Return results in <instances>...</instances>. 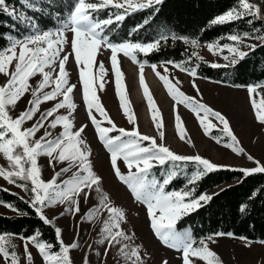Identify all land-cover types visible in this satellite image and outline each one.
Wrapping results in <instances>:
<instances>
[{"label": "snow or ice", "instance_id": "obj_1", "mask_svg": "<svg viewBox=\"0 0 264 264\" xmlns=\"http://www.w3.org/2000/svg\"><path fill=\"white\" fill-rule=\"evenodd\" d=\"M162 0H146V3H139L138 0H68L65 3V13L59 12L52 14L55 21L53 28L44 30L32 18L21 14L17 17L15 9L9 10L6 0H0V11L6 13L13 19H18L24 24L28 32L21 38L8 36V46L0 49V74L6 77V81L0 84V156L7 161V167L0 166V177L9 184L30 193V198L25 201L43 224L52 226V220L45 215V209L57 205H67L66 211L79 213L80 200L83 195L87 199L90 190L95 186V191H101L99 185L101 178L97 176L92 168L89 159L91 153L88 150L87 142L82 138L87 125L75 128L74 121L70 119L76 109L72 94L80 91L76 84L70 82L71 72L68 68L70 56H74V66L78 72V78L82 84V95L86 106L88 117L94 126L100 142L109 154L110 164L118 181L126 186L135 202L145 206L149 226L155 237L167 248L174 249L182 253V264H196L197 261L203 264H222L217 253L209 248L208 241L215 242L213 236L224 235L215 233L201 239L198 242L193 238L190 231H179L178 222L185 215H190L193 211L202 207L201 202H208L212 199L207 194L194 196L195 188L188 187L187 191H167V186L173 180L179 178L180 172L177 171V162L194 161L202 166L191 177L187 179V185H195L208 173L216 171L219 167L209 160L196 156H182L174 153L169 147L165 146L163 140L165 134L163 129V118L150 95L143 75L144 64L137 61L134 53L139 52L149 54L159 50L161 43L167 41L169 36L165 33L150 43L121 42L115 43L109 39L108 33L113 29L112 25H119L123 22L130 12L151 7L153 3L160 4ZM239 8H234L228 12L214 18L213 24L232 23L242 20L246 16L261 18V8L254 5L250 0H238ZM23 6L33 11L46 13V9L39 7V0H22ZM108 9L109 14L101 17L100 12ZM115 9V11H111ZM148 21L145 20V23ZM251 24L252 20H248ZM139 27H143L140 25ZM258 31L256 29L253 30ZM71 33V39L68 37ZM172 40H183L191 43L195 48L198 47L196 39L178 37L171 35ZM223 39V38H220ZM232 44H220L219 40L207 44V49L213 54L227 51L232 57L231 65H235L239 60L244 59L248 53L240 50V45L245 39H258L264 41V35L252 36L249 33L229 34L227 36ZM69 46L70 51H66ZM258 45L249 44L250 50H255ZM103 50H110L111 71L115 75L116 94L120 101V107L128 122L134 125L131 131L118 128L113 122L104 106L100 103L96 88H104L103 77L107 75L102 60L97 57ZM129 57L133 63L139 64L140 85L144 96L148 101L149 111L152 114L153 123L159 133L157 138L142 135L136 125V115L130 109V101L126 98V86L123 84V72L119 66L117 54ZM195 55V53H193ZM223 59L229 60V56ZM165 64H172L175 68L193 78L197 73L195 69H187L182 64L174 61H166ZM213 68L228 67L229 65L210 64ZM153 72L163 83L168 95L177 103L183 104L192 111L202 128L205 135L209 134V129L215 127L210 122L205 126L208 117H214L223 127L221 131L229 137L231 143L223 146L231 148L235 153L243 154L244 150L238 147V140L230 128L229 121L217 111L199 103L194 97L186 96L180 91L178 80L173 83L166 75L157 71V65H151ZM98 70V76L96 74ZM167 72L168 68L164 67ZM39 76L41 79L35 85L30 81ZM99 84L97 85V80ZM193 87L196 85L193 80ZM249 102L253 109L256 120L264 125V83L248 85ZM45 89H51L45 91ZM199 94V89L196 88ZM31 99L26 102L22 111L15 117L10 113L16 108L19 101L26 95ZM49 101H57L52 108L40 112V106ZM61 109H67V115H56ZM201 112L204 114L201 116ZM98 113L101 119L97 118ZM49 118H52L49 120ZM28 121H33L30 127L24 125ZM106 122L110 127H103ZM62 127V132L52 136L49 129ZM41 129H45L43 134L36 137ZM176 129L179 139L186 140V129L179 114L176 115ZM112 132L118 133L110 136ZM51 137V138H50ZM147 142V143H145ZM191 144L190 140H186ZM216 142L221 143L220 138ZM46 156L49 158V167L55 169V164H66L59 171L54 170L50 181L42 179V167L39 165L38 158ZM248 160L254 161L252 156ZM123 162L126 173H122L118 166V161ZM171 162V170L165 169L161 172L163 179L158 178L153 172V168H165ZM257 167L253 169H241L245 176L253 173H264V166L259 161H254ZM71 173L67 180H60L63 174ZM21 181L22 183H18ZM58 181H60L58 183ZM30 184V187H29ZM186 185V186H187ZM88 189L89 192H86ZM8 191V189H0ZM13 195H15L13 193ZM20 199L23 200V197ZM106 194L102 195L100 204L107 210L109 219L103 224L101 231L105 237L101 243L107 241L104 255H107L108 248L114 245H122L119 251L131 264H140L142 257L138 248H130L123 241L130 240L132 237L127 235L121 228V222L126 219L125 212L117 207L110 206ZM0 205L9 208L11 211L19 212L14 205L0 201ZM243 210V209H242ZM99 209H97V212ZM26 215V213H24ZM63 215V213H61ZM93 214L89 212L86 219ZM115 229V231H114ZM57 242L60 245L59 253L51 251L53 245L39 241L42 235L36 231L30 237L21 236L23 243V254L26 264H34V258L29 251V245L37 249L42 258L43 264H73L69 255L70 250L76 249L78 244L73 242L66 245L61 239V229L55 228ZM13 234H0V258L5 264H21L20 256L11 244ZM231 235V234H227ZM7 237V238H6ZM12 249V250H10ZM129 249V251H125ZM84 264H90L85 257ZM162 264H168L165 260Z\"/></svg>", "mask_w": 264, "mask_h": 264}, {"label": "rangeland", "instance_id": "obj_2", "mask_svg": "<svg viewBox=\"0 0 264 264\" xmlns=\"http://www.w3.org/2000/svg\"><path fill=\"white\" fill-rule=\"evenodd\" d=\"M22 2V0H20ZM50 0H39V7L44 2ZM36 2V0H33ZM139 3H146V0H138ZM254 5H258L261 8V20L264 23V0H250ZM23 4V3H22ZM115 11V9H113ZM30 17L23 9H19V16ZM54 27V26H53ZM52 27V28H53ZM25 31L22 32L23 37L28 29L24 25ZM71 33H68L69 39H71ZM262 41L258 39H245L241 44V51H248L247 45H258ZM233 42L231 41L230 44ZM8 46V44H7ZM6 46V47H7ZM5 47V48H6ZM66 51H70L69 46H66ZM199 57L207 62L209 65L212 63L220 65H230L231 56L227 51L217 52L213 54L207 49V44H201L198 47ZM224 56H229V60L223 59ZM110 50H103L98 55L97 60H102L105 68L108 70L107 75L103 77L104 88L100 90L96 88L97 96L100 103L104 106L107 113L116 124L118 128H124L127 131H131L134 125L130 124L123 114L120 107V101L116 94L115 75L111 71L110 62ZM119 66L123 72V84L126 86V98L130 101V109L136 115V127L142 135H148L157 138V143H161L159 140V133L153 123L152 114L150 121L143 120L141 115L142 101H134L132 96L131 85L127 82L126 71L124 68L125 62L132 63L139 70V64L133 63L129 57L123 56L122 53L117 54ZM72 65L68 64V68L71 72L70 82L77 85L80 89V94L74 91L72 94L73 102L76 104V109L73 112L70 119L74 121L75 130L81 125H87L82 134V138L87 142L88 150L91 155L89 157L94 173L101 178L99 185L101 191L98 193L95 191V186L90 190V194L87 199H84L83 195L79 197L80 211L79 213H72L66 211L67 205H57L55 207L46 208L45 215L52 220L54 228L59 227L61 229V239L66 245H70L73 242L78 244L76 249L70 250L69 255L73 260V264H84L85 257H87L90 264H131L130 260H126L123 254L119 251L122 245H114L108 248L107 255H104L107 245L101 243L104 239L105 233L101 231L103 224L109 219L107 210L100 204L102 195L108 196L107 203L110 206H114L122 209L125 212L126 219L121 222V228L123 231L132 238L127 241H123L122 244H127L130 248H138L142 260L140 264H162L163 261H167L168 264H182V253L177 252L174 249L165 247L153 234L147 217L145 206L137 203L132 198L130 192L126 186L121 184L116 178L114 171L110 164L109 154L100 142L94 126L91 124V120L88 117L86 106L82 95V84L78 78L77 69L74 66V56H70ZM69 60V61H70ZM123 62V63H122ZM157 71L162 75H166L173 83L179 81L178 87L188 97H194L199 103L210 107L214 111L220 112L228 121L233 134L238 140V147L243 148V154H237L231 150V148L224 147L225 143H231L229 137H227L222 131V125L214 118L209 116L205 121V126L210 122L215 127L209 129L211 131H217L220 137H226L227 141L217 143L216 139L212 138L209 134L205 135L204 128L201 127L196 115L185 107L183 104H177L170 96V105H164L156 97L155 93L150 91V95L153 98L155 105L158 107L159 112L163 118V131L165 139L163 143L169 147L174 153L182 156H196L209 160L214 165L221 166L219 168H237V169H253L257 167L254 161H259L260 165L264 166V125L257 122L253 113V109L249 102V93L247 87H232L226 84H221L211 80H206L200 77H191L187 72H182L175 68L172 64L158 63ZM151 65H144L143 71ZM164 67L168 68V71H164ZM98 76V70H96ZM126 77V78H125ZM6 77L0 74V84L6 81ZM41 78L39 76L34 77L30 83L35 85ZM193 80L196 88L199 89V94L196 88L193 87ZM99 79L97 80V85ZM130 86V87H129ZM51 89H45L50 91ZM259 91H264L260 89ZM78 95V96H77ZM80 97L81 100H78ZM31 99V96L26 94L18 103L16 108L11 111L13 117L17 116L26 105V102ZM57 101H49L43 103L40 106V112L37 113V117L41 112L46 111L53 107ZM83 106L85 114L81 111L80 107ZM67 109H61L56 115H67ZM99 117L98 113H94ZM179 114L180 119L183 121V127L186 129V140H190L191 144L186 140L179 139L176 129V115ZM204 114L201 112V116ZM52 118H49L51 120ZM33 121H28L24 127H30ZM103 127H110L106 122L102 124ZM45 129H41L36 134L39 138L43 134ZM52 132V136L55 137L62 132V127L58 126L56 129H49ZM118 133L112 132L109 135L115 136ZM51 138V137H50ZM147 143V142H145ZM252 156L254 161L248 160V156ZM39 165L42 167V179L44 181H50L53 177L54 170L59 171L60 168L65 167L66 164H55V169L49 167V158L46 156H40L38 158ZM0 166L7 167V161L0 156ZM118 166L122 173H126L122 160L118 161ZM71 176V173L63 174L60 180H67ZM60 181H58L59 183ZM0 188L8 189L9 192L18 194L23 197L24 200H28V196L24 190L9 184L6 180L0 177ZM89 192L88 189H85ZM216 190H211L205 194L209 195ZM202 204L204 202H201ZM97 209L99 211L97 212ZM91 212L93 215L89 218H85L86 215ZM63 213V215H61ZM0 214L11 216L15 212L9 208L0 205ZM115 231V229H114ZM7 238V237H6ZM215 242L208 241L209 248L218 254L222 264H264V241L247 242L243 239H237L229 235L213 236ZM11 244L14 245V250L20 256L21 264H26L23 254V243L19 236H11ZM12 250V249H10ZM29 251L34 258V264H43L42 258L37 252L35 247L29 245ZM60 249L53 253H59ZM129 251V249H125ZM0 264H5L4 260L0 258ZM196 264H203V262L197 261Z\"/></svg>", "mask_w": 264, "mask_h": 264}, {"label": "trees", "instance_id": "obj_3", "mask_svg": "<svg viewBox=\"0 0 264 264\" xmlns=\"http://www.w3.org/2000/svg\"><path fill=\"white\" fill-rule=\"evenodd\" d=\"M67 2L68 0L44 2L40 8L46 9L47 12L43 14L24 7L20 0H6V5L9 10L15 9L17 17L19 9H23L41 29L47 30L55 26L52 14L59 12L63 15ZM234 8H239L238 0H162L160 4L153 3L151 7L130 12L119 25L111 26L113 30L108 36L115 43L146 44L157 39L163 32L169 39L161 43L159 50L147 55L134 53L137 61L144 65L174 61L187 69H195L196 77L232 87L264 83V41L259 43L254 51H246L248 55L234 66L230 64L228 67L213 68L199 57L198 47L201 44L217 40L220 44H230L231 41L227 39L229 34L264 35V23L260 18L246 16L242 20L223 25L211 23L214 18ZM108 14V9L100 12L102 18ZM250 19L251 24L248 23ZM145 20L148 22L145 23ZM140 25L143 27H139ZM254 29L258 31L254 32ZM24 31V24L0 11V49H4L9 43L8 36L18 38ZM172 34L196 39L198 47L194 48L191 43L180 39L172 40ZM209 135L214 139L220 138L222 142L227 141V138L220 137L217 131H211ZM171 168L170 162L164 169L155 167L152 172L163 179L161 172ZM201 168L202 166L194 161L177 162L176 170L180 172V176L167 186V191H187L188 187H194L193 195L197 197L216 190L210 194V201L204 202L202 207L190 215L182 217L177 229L190 231L197 242L215 233L231 234L230 236L247 242L264 241V173L245 176L241 169L218 168L195 185H187V179ZM25 193L30 196L29 192ZM20 198L18 194L0 190V201L14 205L20 210L11 216L0 214V234L30 237L39 231L42 234L38 238L39 241L53 245L51 251H58L60 245L54 225L43 224L34 210L25 203L26 200Z\"/></svg>", "mask_w": 264, "mask_h": 264}, {"label": "bare ground", "instance_id": "obj_4", "mask_svg": "<svg viewBox=\"0 0 264 264\" xmlns=\"http://www.w3.org/2000/svg\"><path fill=\"white\" fill-rule=\"evenodd\" d=\"M124 62H125V66L123 69H125L126 71L125 72L126 73L125 75L127 77L126 80L131 85L130 90H132V96L135 102L142 101L141 115L143 120L148 122L151 119V112L149 111L148 101L146 100L143 89L140 85V79H139L140 72L135 66H132V63L130 65L129 62L127 61ZM69 63L70 65H72V60H70ZM143 75H144L145 83L149 88V90L155 93V95H157L156 97L161 101L162 104L170 105L171 104L170 97L165 87L163 86V83L153 72L152 68L147 67L143 71Z\"/></svg>", "mask_w": 264, "mask_h": 264}, {"label": "water", "instance_id": "obj_5", "mask_svg": "<svg viewBox=\"0 0 264 264\" xmlns=\"http://www.w3.org/2000/svg\"><path fill=\"white\" fill-rule=\"evenodd\" d=\"M77 94L79 95V94H80V92L78 91V92H77ZM78 95H77V96H78ZM80 97H81V94H80ZM80 97H77V99H78V100H81V98H80ZM80 109H81V111H82V112L85 114L84 107H83V106H81V107H80Z\"/></svg>", "mask_w": 264, "mask_h": 264}]
</instances>
